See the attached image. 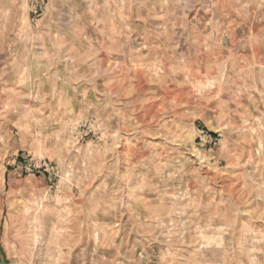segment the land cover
I'll list each match as a JSON object with an SVG mask.
<instances>
[{
	"label": "rangeland",
	"instance_id": "1",
	"mask_svg": "<svg viewBox=\"0 0 264 264\" xmlns=\"http://www.w3.org/2000/svg\"><path fill=\"white\" fill-rule=\"evenodd\" d=\"M0 264H264V0H0Z\"/></svg>",
	"mask_w": 264,
	"mask_h": 264
},
{
	"label": "crops",
	"instance_id": "2",
	"mask_svg": "<svg viewBox=\"0 0 264 264\" xmlns=\"http://www.w3.org/2000/svg\"><path fill=\"white\" fill-rule=\"evenodd\" d=\"M5 252L2 248V246L0 245V257L4 258Z\"/></svg>",
	"mask_w": 264,
	"mask_h": 264
}]
</instances>
